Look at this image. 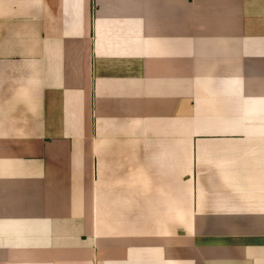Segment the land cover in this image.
I'll return each mask as SVG.
<instances>
[{"label": "crops", "instance_id": "1", "mask_svg": "<svg viewBox=\"0 0 264 264\" xmlns=\"http://www.w3.org/2000/svg\"><path fill=\"white\" fill-rule=\"evenodd\" d=\"M0 264H264V0H0Z\"/></svg>", "mask_w": 264, "mask_h": 264}]
</instances>
